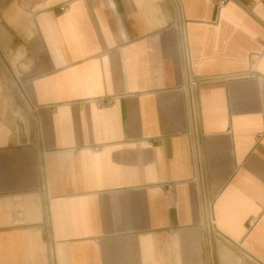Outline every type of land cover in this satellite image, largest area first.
<instances>
[{"label":"crops","instance_id":"crops-1","mask_svg":"<svg viewBox=\"0 0 264 264\" xmlns=\"http://www.w3.org/2000/svg\"><path fill=\"white\" fill-rule=\"evenodd\" d=\"M222 1L0 0V264H264V0Z\"/></svg>","mask_w":264,"mask_h":264},{"label":"built area","instance_id":"built-area-1","mask_svg":"<svg viewBox=\"0 0 264 264\" xmlns=\"http://www.w3.org/2000/svg\"><path fill=\"white\" fill-rule=\"evenodd\" d=\"M225 0H223L222 1V3L224 2ZM65 9V7L64 6H62L61 7V10H64ZM97 101V104H98V106H100V107H102V106H104V105H106V104H109L110 102H111V100L109 99H105V98H102V99H98V100H96Z\"/></svg>","mask_w":264,"mask_h":264}]
</instances>
